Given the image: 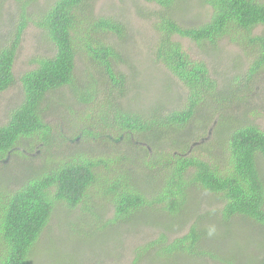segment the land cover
Returning <instances> with one entry per match:
<instances>
[{
  "label": "trees",
  "instance_id": "16d2710c",
  "mask_svg": "<svg viewBox=\"0 0 264 264\" xmlns=\"http://www.w3.org/2000/svg\"><path fill=\"white\" fill-rule=\"evenodd\" d=\"M12 1L19 10L0 43V93L16 82L13 63L29 24L53 51L35 58V68L20 76L22 101L0 126V167L10 156L26 167L19 186L0 179V264H33L39 257L71 264L49 246L46 253L40 250L60 206L78 210L71 234L86 240L161 219L163 231L133 250L131 264H179L190 257L252 264L235 257L240 247L232 256L222 255L204 217L188 225L186 219L191 194L201 191L221 203V223L239 219L264 231V129L238 108L264 70V33L253 34L264 27V0H198L210 14L197 24L177 18L185 0H146L157 6L154 59L185 89L178 109L146 114L118 105L128 80L119 70L125 58L117 42L126 39L127 30L119 20L94 13L98 0H53L39 10L37 0ZM175 36L210 49L229 37L251 61L219 88L205 62L191 59ZM59 90L71 92L80 106L68 135L45 119ZM234 108L240 110L237 116L230 113ZM211 129L221 148L217 152L208 140ZM77 142L83 146H70ZM35 158L43 166L29 175ZM178 226L188 229L169 238Z\"/></svg>",
  "mask_w": 264,
  "mask_h": 264
},
{
  "label": "rangeland",
  "instance_id": "374dc122",
  "mask_svg": "<svg viewBox=\"0 0 264 264\" xmlns=\"http://www.w3.org/2000/svg\"><path fill=\"white\" fill-rule=\"evenodd\" d=\"M52 1L37 0L35 8L44 9ZM155 9L157 6L146 0H98L95 5L94 13L96 15L113 17L126 26V39L118 41L117 44H120V49L125 58V62L119 66V70L126 75L128 87L118 105L129 112H144L146 114L158 108L160 113H166L167 110L178 109L185 98L183 86L154 59L153 45L157 34L152 26L153 20H155L152 12ZM17 10L19 9L14 1L0 0V43L5 40ZM179 10L177 18L181 19V22L185 21L192 24L206 21L210 14V9L199 4L198 0H185ZM31 11L34 12L32 8ZM262 33H264V27H258L253 31L254 35ZM173 39L182 45L191 59L205 62L210 75L218 82L219 88L225 86V81L242 74L251 61V58L244 55L242 49L231 42L229 37L221 40L215 49H210L205 45H197L178 36ZM52 51L51 46L43 39L41 31L29 24L22 35L13 63L12 71L16 82L0 93V126L7 122L10 111L22 101L23 93L18 81L20 76L35 68L33 62L35 58L51 56ZM77 66L76 73H78V78L83 81L86 78L85 72L82 73L81 71L83 66L80 64ZM253 87V92L248 93V99L242 103L243 107L238 108L247 111L246 116L251 123L264 129V70L259 73ZM50 104L52 108L47 110L46 121L57 125L65 135H68L70 130L67 128L72 125L71 122H77L74 118L80 106H76L71 92L66 93L65 90H59L53 94ZM231 109V115L237 116L240 110ZM209 132L210 139L208 140L213 142V152L214 150L215 152L221 150L219 146L215 145L216 137L212 129ZM80 145L83 146L82 142L70 143L72 148ZM87 145H91V143L89 142ZM92 148L96 151L98 147L92 145ZM38 160L41 161L40 158H35V161L30 165L29 175L43 166L42 163H38ZM1 165V181H6L10 187L19 186L18 184L23 178L21 172L24 170L23 173H25L26 171L21 158L10 156L1 162ZM191 195L187 207L190 215L186 219V225L194 222L196 218L202 220L204 217L207 225L212 226V241L215 245L220 246L222 255L232 256L234 249L240 247L242 251L237 253L235 257L244 261L247 259L252 264H259L264 258V231L239 219L225 225L220 221L218 212L221 203L218 200L213 198L211 194L201 191H196ZM77 213L78 210L68 211L61 206L55 209L48 224V232L41 239V251L45 252L49 246L50 250L56 253L55 257L66 254V258H71V264H131L134 256L133 250L137 246L154 239L159 232L163 231V226L160 224L162 220L155 218L156 224H153V221L148 224L137 223L131 227L113 229L98 240H94V238L86 240L80 234H75V237L71 234L72 221L73 219L77 220ZM111 214V211H108V215L111 216ZM187 229V226L174 227L168 236L169 238L180 236ZM114 230L115 237L109 238L108 236ZM48 261L49 258L47 257H39L33 261V264H50ZM159 263L156 261V263L143 264ZM179 264L227 263L210 258L190 257L181 260Z\"/></svg>",
  "mask_w": 264,
  "mask_h": 264
}]
</instances>
